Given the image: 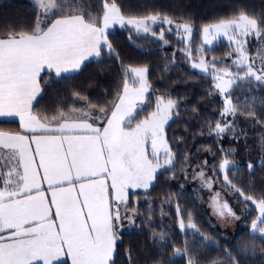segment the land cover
Masks as SVG:
<instances>
[{"label":"snow or ice","instance_id":"snow-or-ice-1","mask_svg":"<svg viewBox=\"0 0 264 264\" xmlns=\"http://www.w3.org/2000/svg\"><path fill=\"white\" fill-rule=\"evenodd\" d=\"M36 3L39 14L34 28L0 31V118H12L5 123L18 118L22 130L0 131V264H116L119 230L124 221L134 223L138 214V209L129 206V190H147L161 169L174 167L175 154L168 144L166 125L178 116V102L157 96L155 109L136 120L151 88L149 69L146 65L121 64L122 88L109 105L98 106L73 93L85 101V106L58 111L49 119L34 112V103L39 102L43 86H50L52 79L82 70L91 59L99 61L105 50L119 59L108 40L109 29L117 25L137 35H158L164 43L163 25L169 26L167 31L175 25L177 34L188 39L181 51H186L192 61L193 24L178 23L158 11L126 15L117 0H97L95 5L84 0ZM158 25L157 34L154 28ZM200 31L203 39L196 50L198 59L190 66L210 74L213 91L209 94L221 95L224 105L220 112L224 122L210 125V131L218 137L231 132L238 139L237 115L264 126L255 108L241 107L240 101L232 99L234 90L242 85L264 86V15H249L241 9L230 17L203 24ZM221 37L234 45L229 56L235 53L236 58L231 64L204 58L205 46ZM250 39L256 41L251 50L254 55L248 47ZM240 135L246 137L247 133L241 130ZM260 139L264 144V135ZM230 155L234 150L219 164L222 182L243 199L245 207L248 202L255 205L259 214L251 221L248 235L264 240V193L256 198L237 186L239 178H230V173L238 166L227 158ZM247 168L251 173L255 165L249 162ZM212 171L216 172L215 166ZM197 176L204 187L211 188L215 182L203 170ZM213 205L218 216L240 219L226 201L220 200L219 192L213 197ZM177 215L181 230L199 232L190 214L185 224L179 206ZM158 242H166V233L160 234ZM237 244V255L225 252L231 264H241L238 256L255 251L239 238ZM191 252L185 244L183 250L175 249L174 256H186L187 264H199ZM125 256L132 264L131 249H125ZM211 264L221 262L213 260Z\"/></svg>","mask_w":264,"mask_h":264},{"label":"trees","instance_id":"trees-1","mask_svg":"<svg viewBox=\"0 0 264 264\" xmlns=\"http://www.w3.org/2000/svg\"><path fill=\"white\" fill-rule=\"evenodd\" d=\"M125 14L141 15L149 11H158L168 15L176 22L190 21L194 31L191 36L192 61L198 59L197 49L202 44L201 27L214 22L221 17H230L241 9L249 15H264V0H117ZM85 4L95 5L97 0H84ZM39 8L30 0H0V31L9 29L31 30L36 25ZM165 31L164 43L159 36L129 32L128 28L119 26L109 31L108 40L112 43L115 53L111 57L107 50L99 61H86L82 70L66 74V78L52 79L50 86L44 85V92L34 103V112L51 119L58 111L68 112L74 106L73 93L87 97L88 101L98 106L109 105L116 99V94L122 88L124 66H147L148 81L151 88L147 94L146 105L141 106L136 120L144 119L154 108L157 96L171 97L178 102V116L166 125L168 144L175 154L174 167L171 170L161 169L157 178L147 189H136L129 192L130 207L138 209L134 217L135 225L120 231L117 242L116 264H128L125 249H131L132 264H187V257L174 256L176 248L183 250L187 244L199 264H211L219 260L221 264H231L225 257L226 251L233 255L238 253V238L240 243H247L246 255L238 256L241 264H264V240L251 239V221L257 216L255 205L245 202L223 184V174L219 164L227 156L238 166L232 169L230 178H239L238 187L245 193L259 198L264 193V144L260 137L264 135V126L255 124L251 118L242 115L235 118L236 136L231 132L218 137L210 131L216 122H224L220 116L223 109V97L209 93L213 91V81L210 74L191 68L187 56L186 45L182 36L178 35L175 25L172 31H167L168 25H163ZM157 34L160 26H155ZM132 39H129V36ZM256 44L249 41L250 54ZM206 47V46H205ZM234 45L220 39L211 47H206L204 58L224 64H231L235 53L229 56ZM220 64H218V67ZM49 79L46 73L41 74ZM54 77V73H53ZM248 89V91H245ZM79 98V97H76ZM255 98V99H254ZM233 101H240L241 107H253L260 119L264 120V86L253 88L242 85L234 90ZM98 111V108L96 109ZM229 120L233 119L228 117ZM0 118V130L17 131L19 123H5ZM135 122V121H134ZM241 130L247 133L240 135ZM202 161L208 162L209 172L214 183L220 189L229 192L243 207V216L239 226L228 236L212 223L205 202L204 191L195 184L187 183V172ZM255 165L249 173L247 164ZM213 166L216 172L212 171ZM177 206L184 214V222L188 223V215L192 216L197 233L194 229L181 230ZM166 233V242L160 243L159 236ZM155 235V239H154ZM208 237L209 239H204ZM70 264V262H69Z\"/></svg>","mask_w":264,"mask_h":264},{"label":"rangeland","instance_id":"rangeland-1","mask_svg":"<svg viewBox=\"0 0 264 264\" xmlns=\"http://www.w3.org/2000/svg\"><path fill=\"white\" fill-rule=\"evenodd\" d=\"M30 1H32L38 7L36 0H30ZM117 26H115V27H117ZM115 27L109 29V31L113 30ZM202 39H203V37H202ZM220 39L227 41L226 38L221 37V38L215 40L214 43H216ZM183 40L185 43L188 42L187 38H183ZM206 47H209V46H206ZM73 100H74V106L72 108H80V107L85 106L84 100H82L80 98H76V97ZM155 103H156V101H155ZM155 103H154V107H153L154 109H155ZM144 105H146V100L144 101L142 106H144ZM201 170H203L207 176L211 177L210 172H209L208 162L205 164V161H202L198 166L191 168L187 172L186 181H187V183L195 184V185L199 186L204 191L205 202H206V205L208 207V211H209L212 223L215 225V227L219 228L225 236L231 235L235 231V229L239 226V224L241 222V219L243 216V207L238 201L235 200V198L229 192H227L223 189H220L219 187H217L215 185V183H213L211 188L202 186V180L197 176V173L200 172ZM140 189H143V188H140ZM130 190L135 191V189H130ZM217 192L220 193V200L222 202L226 201L227 204L231 207L232 211L234 213H236V215L239 216L240 219H233L232 217H230L228 215L221 217V216H218L217 214H215L214 205H213V197H214L215 193H217ZM128 214L131 215V212H129ZM134 225H135V223H130L129 221H124L123 226L120 228L119 232L121 230L131 228Z\"/></svg>","mask_w":264,"mask_h":264},{"label":"crops","instance_id":"crops-1","mask_svg":"<svg viewBox=\"0 0 264 264\" xmlns=\"http://www.w3.org/2000/svg\"><path fill=\"white\" fill-rule=\"evenodd\" d=\"M4 119H12L11 117H3ZM17 121H18V118L16 119ZM18 123H19V121H18ZM0 131H5V132H13V133H15V132H20V131H22L21 129H20V127H19V130H17V131H7V130H0ZM25 134H28V133H25ZM30 135V134H29ZM44 187L46 188L47 187V185L45 184L44 185ZM136 190V189H135ZM129 191H131V190H129ZM50 195V194H49ZM70 262V261H69Z\"/></svg>","mask_w":264,"mask_h":264}]
</instances>
